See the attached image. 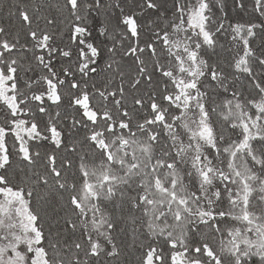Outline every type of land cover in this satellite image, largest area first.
I'll return each mask as SVG.
<instances>
[{
    "label": "snow or ice",
    "instance_id": "obj_1",
    "mask_svg": "<svg viewBox=\"0 0 264 264\" xmlns=\"http://www.w3.org/2000/svg\"><path fill=\"white\" fill-rule=\"evenodd\" d=\"M0 264H264V0H0Z\"/></svg>",
    "mask_w": 264,
    "mask_h": 264
}]
</instances>
